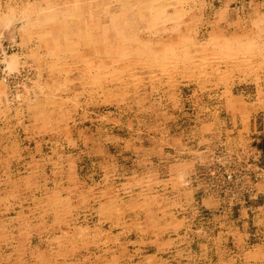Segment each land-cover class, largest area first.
Here are the masks:
<instances>
[{
  "label": "rangeland",
  "instance_id": "1",
  "mask_svg": "<svg viewBox=\"0 0 264 264\" xmlns=\"http://www.w3.org/2000/svg\"><path fill=\"white\" fill-rule=\"evenodd\" d=\"M116 1L0 0V264H264V0Z\"/></svg>",
  "mask_w": 264,
  "mask_h": 264
},
{
  "label": "bare ground",
  "instance_id": "2",
  "mask_svg": "<svg viewBox=\"0 0 264 264\" xmlns=\"http://www.w3.org/2000/svg\"><path fill=\"white\" fill-rule=\"evenodd\" d=\"M101 2V0H97V3L98 2ZM119 1V0H118ZM118 1H116V2H118ZM128 1H130V0H128ZM155 0H153V2H154ZM171 1H173V0H171ZM185 1V0H184ZM95 2H96V0H95ZM99 2V3H100ZM113 2V1H112ZM111 2V3H112ZM134 2V1H133ZM152 2V3H153ZM159 2V1H158ZM124 3V2H123ZM122 3V4H123ZM138 3V2H137ZM149 3H151V1L149 0ZM74 4V3H73ZM72 4V5H73ZM128 4H129V2H128ZM139 4V3H138ZM141 4V3H140ZM155 4V3H154ZM159 4V3H158ZM143 5V4H142ZM160 5V4H159ZM167 5V4H166ZM105 6V5H104ZM138 6V5H137ZM141 6V5H140ZM144 6V5H143ZM88 7V6H87ZM95 7V5L93 6V8ZM97 7V6H96ZM132 7V6H131ZM151 7H152V5H149V6H147V7H144V8H148L149 10L151 9ZM162 7H165L166 8V6H162ZM59 8V7H58ZM141 8H142V6H141ZM153 8V7H152ZM24 9V8H23ZM91 9V8H90ZM105 9V8H104ZM104 9L102 10V11H104ZM121 9V8H120ZM119 9V10H120ZM126 9V8H125ZM138 9V8H137ZM148 9H146V10H148ZM157 9H158V7H157ZM164 9V8H163ZM28 10V9H27ZM47 10V9H46ZM60 10V9H59ZM79 9L78 8H75V6H74V8H73V11H72V20H75L76 22L75 23H80L81 22V20L79 19V18H81L80 16H82L81 15V12L80 11H78ZM123 10V9H122ZM155 10V9H154ZM159 10H161V8L159 9ZM113 11V10H112ZM112 11H110V12H112ZM118 11V10H117ZM127 11V10H126ZM152 11V10H151ZM67 11H60L59 12V18H60V20L62 19V20H65L64 18L68 15V17H69V15L70 14H67L66 13ZM71 12V11H70ZM120 12H122V11H120ZM149 12V11H148ZM177 12V11H176ZM8 13V12H7ZM27 13V12H26ZM85 13H87V12H85ZM152 13V12H151ZM99 14H101V13H99ZM110 14H112V13H110ZM58 15H56V16H58ZM102 15V14H101ZM104 15H105V12H104ZM117 15V14H116ZM115 15V16H116ZM44 16V15H43ZM71 16V15H70ZM89 16V15H88ZM109 16V15H108ZM113 16H114V14H113ZM114 16V17H115ZM120 16V15H119ZM149 16H151V15H149ZM162 16V15H161ZM13 17H15L14 15H13ZM51 17V16H50ZM112 17V15L110 16V18ZM117 17V16H116ZM45 18V17H44ZM103 18V17H102ZM102 18H99V20L98 21H96V19H86V21H84L85 22V26H82V22H81V24H79L80 26H77L76 27V30H78V34H81V33H83V31H85L86 33H87V37H88V44L89 45H91L93 42H92V40H93V38H91V36L93 37V33L94 32H97V34L100 36V37H102V42H104L105 40H106V34H108V32H109V30H110V28L109 27H107V24H106V22H108V21H103V19ZM261 18H264V16H261ZM76 19H78V20H76ZM82 19V18H81ZM10 20H12V15H3V17H1V24L2 25H4V26H7V23H8V21H10ZM69 20V19H68ZM110 20H113V19H110ZM13 21V20H12ZM28 21H30L28 18H27V20L25 19V21H23V29L24 30H26V24H27V22ZM42 21V20H41ZM133 21V20H132ZM131 21V22H132ZM134 22V21H133ZM146 22V21H145ZM264 22V21H263ZM109 23H111V22H109ZM173 23V22H172ZM131 24H133V23H131ZM28 25V24H27ZM153 25V24H152ZM174 25V24H173ZM29 26V25H28ZM43 26V25H42ZM114 26V25H113ZM116 26V25H115ZM37 27H39V26H37ZM112 28V27H111ZM47 29V28H46ZM62 29H63V27H62ZM61 28H58V27H55V28H52L51 29V31H50V33L51 34H53L56 38L57 37H59V36H61V37H65V39L63 40H61L60 41V43H63V41H65V46L67 45L66 44V41H67V35H65V30L63 29L62 30ZM114 29H116L115 27H114ZM44 30V29H43ZM50 30V29H49ZM93 30H95V31H93ZM45 31H48V30H45ZM59 31V32H58ZM62 31H64V33H62ZM3 30H0V39H6V38H8V39H10V41L11 42H9L12 46L14 45V44H16L15 43V37L13 36V34L10 32V35H8V34H6L5 36L3 35ZM117 32V31H116ZM121 32V31H120ZM46 33V32H45ZM49 33V32H48ZM47 33V34H48ZM123 33V32H122ZM128 33V32H127ZM56 34H58V35H56ZM74 35H75V33H73ZM129 34V33H128ZM154 34V33H153ZM259 34V33H258ZM50 35V34H49ZM64 35V36H63ZM72 35V34H71ZM73 36V35H72ZM77 36V35H76ZM86 36V35H85ZM84 37V36H83ZM82 37V38H83ZM137 37V36H136ZM136 37H133V38H136ZM123 38V37H122ZM125 38V37H124ZM123 38V39H124ZM131 38V37H130ZM129 38V39H130ZM69 39V38H68ZM86 39V38H85ZM92 39V40H91ZM127 40H128V38H127ZM140 40V39H139ZM6 41H7V39H6ZM126 41V40H125ZM130 41V40H129ZM133 41V40H132ZM137 41V40H136ZM147 41V40H146ZM253 41V40H252ZM77 42V41H76ZM113 42V41H112ZM134 42V41H133ZM138 42V41H137ZM140 42H142V41H140ZM216 42H218V41H216ZM236 43V42H235ZM245 43H247V42H245ZM249 43V42H248ZM9 45L8 44V41H7V43L5 42V43H3V42H1L0 41V62H2L3 64H4V66H5V72H4V75L2 76V77H6V79H4V78H1L0 79V83H3V84H5L10 90L12 89V87H10V85H9V82H7V81H9V79H13V76L14 75H16L17 77H19V75H21V73L20 72H22L23 71V69H24V67H22V69H20L18 72H14V71H12V69H11V67H14L15 65H16V59H14V56H10V53H12V52H7V50L5 49V45ZM68 44H70L69 42H68ZM145 44V43H144ZM143 44V45H144ZM154 44V43H153ZM11 45H9V46H11ZM79 46V45H78ZM87 46V45H86ZM149 46V45H148ZM216 46H218V44L216 45ZM226 46V45H225ZM243 46H244V44H243ZM140 47H141V45H140ZM145 47V46H144ZM213 47V46H212ZM239 47H241V45H239ZM247 47V46H246ZM98 48V47H97ZM115 48V47H114ZM221 48H222V46H221ZM119 49V48H118ZM150 49V48H149ZM219 49V48H218ZM226 49V48H225ZM233 49V48H232ZM62 50V49H61ZM94 50V49H93ZM98 50V49H97ZM104 50V49H103ZM147 50V49H146ZM172 50V49H171ZM186 50V49H185ZM240 50V49H239ZM222 51V50H221ZM69 52V51H68ZM136 52H137V50H136ZM18 53V52H17ZM99 53V52H98ZM171 53H172V51H171ZM179 53H180V51H179ZM178 53V54H179ZM214 53V52H213ZM219 53V52H218ZM235 53V52H234ZM238 53V52H237ZM16 54V53H15ZM14 54V55H15ZM56 54V53H55ZM94 54H95V52H94ZM116 54V53H115ZM182 54V53H181ZM17 55V54H16ZM143 55V54H142ZM162 55V54H161ZM237 55V54H236ZM160 55H154L153 56V58L156 60V62H157V64H159V66H163V64H162V58H161V56L159 57ZM179 56V55H178ZM182 56V55H181ZM186 56V55H185ZM90 57V56H89ZM150 57V56H149ZM180 57V56H179ZM183 57V56H182ZM187 57V56H186ZM224 57V56H223ZM219 58V57H218ZM231 58V57H230ZM154 59H151V60H154ZM188 59V58H187ZM196 59V58H195ZM225 59V58H224ZM103 60V59H102ZM101 60V61H102ZM113 60V59H112ZM124 60V59H123ZM214 60H217V59H214ZM219 60V59H218ZM228 60H230V59H228ZM179 61V60H178ZM181 61V60H180ZM200 61V60H199ZM238 61V60H237ZM240 61V60H239ZM184 62V61H183ZM225 62V61H224ZM236 62V61H235ZM244 63H246L245 61H243ZM117 63V62H116ZM143 63V62H142ZM151 63V62H150ZM171 63H173V61L171 62ZM192 63H194L193 62V60H192ZM212 63V62H211ZM87 64H89V63H87ZM100 64V63H99ZM202 64V63H201ZM205 64V63H204ZM229 64V63H228ZM233 64V63H232ZM168 64H165L164 66H167ZM172 65V64H171ZM170 65V66H171ZM187 65V64H186ZM192 65H194V64H192ZM237 66H240L241 64L240 63H237L236 64ZM103 66V65H102ZM107 66V65H106ZM125 66V65H124ZM127 66V65H126ZM146 66V65H145ZM169 66V65H168ZM182 66V65H181ZM181 66L179 67L180 69H182L181 68ZM201 66V65H200ZM204 66V65H203ZM109 67V66H108ZM177 68H178V66H176ZM184 67V66H183ZM218 67V66H217ZM105 68V67H104ZM160 68H164V67H160ZM169 68V67H168ZM171 68V67H170ZM176 68V69H177ZM178 68V69H179ZM117 69H118V67H117ZM116 69V70H117ZM179 69V70H180ZM92 70V69H91ZM101 70H103L102 68H101ZM173 70H175V69H173ZM218 70V69H217ZM240 70V69H239ZM243 70V69H242ZM89 71V70H88ZM129 71H132L131 69L129 70ZM223 71V70H222ZM127 72V71H126ZM162 72H164V71H162ZM162 72H160V74L162 73ZM177 72V71H176ZM184 72V71H183ZM190 72H191V70H190ZM124 73V72H123ZM127 73H129V72H127ZM138 73V72H137ZM166 73V72H165ZM169 73V72H168ZM180 73V72H179ZM115 74V73H114ZM130 74V73H129ZM128 74V75H129ZM132 74V73H131ZM183 74V73H182ZM123 75V74H122ZM151 75V74H150ZM87 76V75H86ZM94 76V75H93ZM114 76V78H115V75H113ZM125 76H127V75H125ZM125 76H124V79H125ZM134 74H133V78H134ZM156 76H158L157 74H156ZM166 76V75H165ZM130 77V76H129ZM136 77V76H135ZM155 77V76H154ZM112 79H113V77H111ZM132 77H131V79H133ZM109 79V78H108ZM121 79V78H120ZM227 79V78H226ZM119 80V79H118ZM118 80H116L117 82H118ZM136 80V79H135ZM99 81V80H98ZM121 81V80H120ZM124 81V80H123ZM123 81H122V83H123ZM113 82V81H112ZM101 83V82H100ZM132 83V82H131ZM141 83V82H140ZM98 83H96V85H97ZM134 84V83H133ZM15 86V85H14ZM99 86V85H98ZM103 236V235H102ZM105 264H108V263H105ZM112 264V263H111Z\"/></svg>",
  "mask_w": 264,
  "mask_h": 264
},
{
  "label": "built area",
  "instance_id": "3",
  "mask_svg": "<svg viewBox=\"0 0 264 264\" xmlns=\"http://www.w3.org/2000/svg\"><path fill=\"white\" fill-rule=\"evenodd\" d=\"M249 2H251V1H249ZM0 41L1 42H3V43H7V41H6V39L4 38L3 40L2 39H0ZM5 49L7 50V52L11 49V46H9V45H5ZM4 72H5V66H4V64L2 63V62H0V79L1 78H4V79H6V77H2L3 75H4ZM15 79H17V76L16 75H14L13 76V79H9V81H7V82H9V85H10V87H13V86H11V83L15 80ZM15 85V84H14Z\"/></svg>",
  "mask_w": 264,
  "mask_h": 264
}]
</instances>
